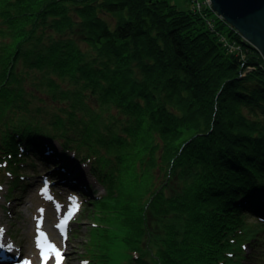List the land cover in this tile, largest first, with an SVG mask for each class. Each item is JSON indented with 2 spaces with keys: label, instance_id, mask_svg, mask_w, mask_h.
Returning a JSON list of instances; mask_svg holds the SVG:
<instances>
[{
  "label": "trees",
  "instance_id": "16d2710c",
  "mask_svg": "<svg viewBox=\"0 0 264 264\" xmlns=\"http://www.w3.org/2000/svg\"><path fill=\"white\" fill-rule=\"evenodd\" d=\"M189 3L0 0V177L63 178L73 154L118 195L132 158L146 194L104 199L136 223L109 264H237L264 228L263 57Z\"/></svg>",
  "mask_w": 264,
  "mask_h": 264
},
{
  "label": "rangeland",
  "instance_id": "374dc122",
  "mask_svg": "<svg viewBox=\"0 0 264 264\" xmlns=\"http://www.w3.org/2000/svg\"><path fill=\"white\" fill-rule=\"evenodd\" d=\"M172 2L180 8H188L190 5L189 0H172ZM105 114L109 115L108 113ZM69 157V175L65 170L66 174L63 178H59L58 174L54 176L52 171L56 170L57 172L59 165H55L46 171L48 174H53L52 179L55 181V186H53V181L47 184L41 179V175L47 169L48 164L39 161L36 162L38 174L29 178V185L27 184L25 189L18 188L14 192V190L12 191L13 176L0 177L2 183L0 187V210L4 214L1 222L7 224V230L10 234L7 237L15 246V252L12 254L14 256L21 255L18 260L9 261L6 264H19L17 262L22 259L24 264H28L29 260L32 261V264H96L94 259L99 257L96 244L101 238H104L102 250L107 255L106 264L111 262L112 257L119 258L118 261L122 257L117 244L118 233L120 232L116 228L119 223L125 228L135 226L136 223L133 224L134 221L130 222L129 220L133 216L128 219L130 210L128 208L127 212L124 210V215L119 216L116 213L115 216H119L118 218L114 216L113 219H104L106 213L112 209V206L105 207L106 201L104 199L118 197L119 201L123 199L122 202L125 201V205L130 207V193H134L137 198L140 194L145 195L147 184L142 180L137 181V171L133 167L134 161L129 158L125 161H127V167L131 165L132 167L129 175L125 177V183L121 181L120 174L115 177L114 186L119 191L118 195L114 192V188L104 191L105 189L96 182L87 165L84 163L77 164L78 161L73 154ZM29 162L27 171L33 173L32 167L34 165L31 161ZM71 173H78L77 176L82 181L80 187L74 185L78 179H74ZM78 189L83 196L80 193L78 195ZM92 196L99 197L97 203H89ZM60 207L65 209L64 213H58ZM39 218L49 219V222L44 221L41 225H36V220ZM61 219L65 220L64 225L68 226L67 232L65 231L63 235H59L57 231ZM255 220L258 221L256 217ZM249 221L255 222L251 217ZM257 229L255 246L253 244L246 245L245 255L239 259L237 264H264V228L260 226ZM40 232L48 233L49 236L45 235V237L49 239V242L51 240L58 245L66 242L67 250L58 252V259L50 258L44 261L41 257L40 246L35 247V244H32L34 240H40L38 239ZM126 233L128 231H124L122 234L127 235ZM16 252L18 253L16 254ZM4 254L3 252L0 253V257L4 258ZM25 256H28V259L25 260Z\"/></svg>",
  "mask_w": 264,
  "mask_h": 264
},
{
  "label": "water",
  "instance_id": "95a60500",
  "mask_svg": "<svg viewBox=\"0 0 264 264\" xmlns=\"http://www.w3.org/2000/svg\"><path fill=\"white\" fill-rule=\"evenodd\" d=\"M212 8L230 22L243 41L256 48L264 61V0H211Z\"/></svg>",
  "mask_w": 264,
  "mask_h": 264
},
{
  "label": "bare ground",
  "instance_id": "6f19581e",
  "mask_svg": "<svg viewBox=\"0 0 264 264\" xmlns=\"http://www.w3.org/2000/svg\"><path fill=\"white\" fill-rule=\"evenodd\" d=\"M80 177L78 178V181L75 183L77 187H80L82 184V181ZM74 184V185H75ZM79 193L80 190L78 191ZM65 208V206H64ZM61 208L59 209L58 213H64L65 209ZM2 217H4L3 212H1L0 210V253H5L3 256L4 258L0 257V264H6L9 261H13V260H18L21 255H17L14 256L12 254V252H15V246H13V244H11V240L10 238L7 237V235H10L7 228V224H2ZM44 221H47V223L49 222V219L47 220L46 218H39L38 220H36V225H41ZM68 230V226L63 225V226H58V234L59 235H63L65 233V231L67 232ZM45 235L49 236L48 233H45ZM32 244H35V247L40 246L42 253H41V257L43 258V260H48L50 258L53 259H58V252H64L65 250H67V243H61V245H58L56 243L49 242V239L47 237L42 238L38 241L34 240V242H32ZM18 252H16L17 254ZM15 254V255H16ZM39 256V255H38ZM40 258V256H39ZM24 259H28V256H25ZM17 263L19 264H24L23 259L18 261ZM16 264V263H14ZM28 264H32V261L29 260Z\"/></svg>",
  "mask_w": 264,
  "mask_h": 264
},
{
  "label": "built area",
  "instance_id": "2783aa9c",
  "mask_svg": "<svg viewBox=\"0 0 264 264\" xmlns=\"http://www.w3.org/2000/svg\"><path fill=\"white\" fill-rule=\"evenodd\" d=\"M191 4L196 8H202V7H211L212 2L211 0H191ZM230 50H237L238 46L235 42L229 44Z\"/></svg>",
  "mask_w": 264,
  "mask_h": 264
}]
</instances>
